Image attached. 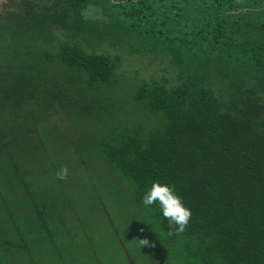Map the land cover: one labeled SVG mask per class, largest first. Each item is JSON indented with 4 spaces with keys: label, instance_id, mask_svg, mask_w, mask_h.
Returning a JSON list of instances; mask_svg holds the SVG:
<instances>
[{
    "label": "trees",
    "instance_id": "16d2710c",
    "mask_svg": "<svg viewBox=\"0 0 264 264\" xmlns=\"http://www.w3.org/2000/svg\"><path fill=\"white\" fill-rule=\"evenodd\" d=\"M10 4L0 15V264L101 249L57 243L76 209L70 174L114 196L120 216L131 211L129 226L158 240L156 264H264V0ZM102 46L167 67L120 73ZM88 108L98 117L80 128L87 139L47 131ZM154 182L174 185L191 210L183 233L159 203H142Z\"/></svg>",
    "mask_w": 264,
    "mask_h": 264
},
{
    "label": "rangeland",
    "instance_id": "374dc122",
    "mask_svg": "<svg viewBox=\"0 0 264 264\" xmlns=\"http://www.w3.org/2000/svg\"><path fill=\"white\" fill-rule=\"evenodd\" d=\"M18 0H0V15H4L6 5H11V2ZM99 17L100 13L98 10H92L87 16L88 17ZM1 18V16H0ZM99 51H108L112 54H118L121 60L120 73H129L132 65L134 68L140 70L141 78L148 79L149 73H152L153 69L166 68V64L162 63V60L158 58L154 63L145 65L146 54L143 53H132L121 48H117L115 51H111L105 46H102ZM140 55H143L141 58ZM148 67V69H147ZM149 71V72H147ZM125 99L120 101L119 104L125 112L130 108L127 104L130 101L132 90L127 89ZM73 103L72 101H69ZM123 112V110H115L114 114ZM128 113V112H127ZM109 116H113L111 110L108 111ZM92 116L98 117L95 109L88 108L87 110H78L77 117L73 124H69L66 128H62L60 125H56L54 122L49 123L47 131L53 135L62 136L65 135V131L72 141L88 138V134L80 132V128L86 122L87 118ZM123 119H127V114L123 113ZM151 123H154L153 118L149 117ZM65 129V131H64ZM59 134V135H58ZM59 138V137H57ZM76 144L79 145L77 142ZM64 163L60 168L64 167ZM91 166V165H90ZM97 176V172L89 168V174ZM90 174V175H91ZM107 177H105L106 179ZM72 181H64L63 185H66L72 196L73 206L75 212L67 214L69 223L66 226V230L63 234L62 239H58L57 243L60 245H72L75 247H85V244H91L94 247L101 248L98 252L94 250H85L78 248V251L71 257L67 254L53 255L45 254L42 257L35 258L33 261L27 262V264H129L130 259L136 261L139 264H156V261L161 262L162 256L157 253L156 247H158V240L153 239L149 236L145 227L136 228L129 226L130 223L135 222L134 218L130 216L131 211L127 210L124 216L119 215L118 204L113 200L114 196L103 193L97 188L96 190L87 191L83 187H86V182L90 183V177L86 180L79 178L76 175L70 174ZM97 180V177H93ZM101 179H104L102 177ZM92 180V179H91ZM98 184L96 183V186ZM129 195L125 194L124 199H128ZM136 219V218H135ZM73 220L77 222V227L73 226ZM134 220V221H133ZM143 229V232L140 231ZM62 233L61 230H59ZM84 232L86 235L81 237V233ZM148 238L150 241L155 242V248H141L139 246L138 239ZM44 238V236H43ZM46 239V238H44ZM50 243L52 241H49ZM52 244V243H51ZM36 246H39L37 244ZM119 247L120 249H118ZM73 258V259H72Z\"/></svg>",
    "mask_w": 264,
    "mask_h": 264
},
{
    "label": "clouds",
    "instance_id": "9594fccd",
    "mask_svg": "<svg viewBox=\"0 0 264 264\" xmlns=\"http://www.w3.org/2000/svg\"><path fill=\"white\" fill-rule=\"evenodd\" d=\"M68 172L69 169L64 166L57 171L56 177L60 180H66ZM142 203L145 207L159 203L164 218L168 220L169 228L172 229L175 226L176 235L183 233L191 221L192 212L184 205L182 198L176 194L174 185L169 186L154 182L151 189L144 195ZM140 231L143 232V229ZM172 234L173 232L170 230L169 235ZM138 242L141 248H155L156 246L154 241H150L146 237L138 239Z\"/></svg>",
    "mask_w": 264,
    "mask_h": 264
}]
</instances>
